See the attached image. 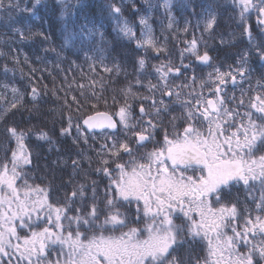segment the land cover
Returning <instances> with one entry per match:
<instances>
[{
	"label": "snow or ice",
	"instance_id": "obj_1",
	"mask_svg": "<svg viewBox=\"0 0 264 264\" xmlns=\"http://www.w3.org/2000/svg\"><path fill=\"white\" fill-rule=\"evenodd\" d=\"M232 2L240 9L241 23L246 25L249 15L255 13L257 24L264 26V0ZM40 3L41 0H35V5ZM57 3L62 6L63 19L68 15V0H57ZM162 4L170 14L172 0H162ZM17 6L13 0H8L7 6L5 0H0V9ZM109 8L117 21V31L135 39L134 27L122 18L121 8L115 5ZM173 20L171 17L169 28ZM139 22L144 30L142 38L136 41L137 46L153 48L158 53L163 51L157 46L148 20L141 17ZM215 24L216 15L209 11L205 31L210 32ZM16 31L23 38V33ZM87 34L89 37L98 34L103 39V33H94L92 29ZM245 34L255 44L250 26H245ZM73 38L74 34L70 33L65 44ZM186 51L203 64L211 62L207 51L200 54L195 37ZM257 51L264 59V51ZM145 63L143 58L139 59L141 71ZM246 65L245 54L235 69L223 72L216 68L208 74L207 81L199 83V90L192 77L193 83L183 85L189 89L187 95L191 99H188L169 86V75L179 74L180 67L174 68L170 62L161 64L155 68L159 86L149 82L147 89L152 95L139 97L149 101L150 106L148 111L141 104V121L133 120L127 101L114 114L95 110L83 118L82 124L87 130L112 133L106 137L108 142L101 145L98 153L101 166L96 169L109 181L104 190L102 219L95 181L91 182L89 210L81 213L77 208L75 215H69V211L75 202L83 203L87 199V185L78 184L64 204L55 205L49 201L50 188L29 183L30 176L25 169L32 164V153L25 144L27 136L16 127H9L7 133L16 147L10 159L0 163V264H189L187 256L181 260L177 253L197 243L202 245L205 255L192 264H264V91L249 97L247 104L243 91L240 98L227 99L225 92L229 83L235 87L248 78ZM181 67L188 66L181 62ZM111 70L105 68V71ZM206 86H209L208 95L203 92ZM4 87L9 89L8 85ZM78 87L84 95L85 86ZM257 87L264 89V83L257 81ZM9 90L14 99L0 111V119L16 109L22 100L19 89ZM124 91L126 95H137L131 87ZM156 92L161 96H175L184 109L181 129L175 123L170 133L162 127L169 106L163 99L155 98ZM32 95L33 98L38 95L36 88H32ZM91 95L100 99L94 87ZM72 99L79 105L75 96ZM232 102L236 107L228 106ZM241 106L246 109L243 113L239 110ZM143 117L149 119L143 120ZM176 119L172 117V121ZM118 124L129 138H136L134 146L128 139L115 135ZM72 127V118L68 117V127L61 129V135L71 134ZM158 129L164 132L162 141L155 140ZM76 130L81 133L80 124H76ZM38 139L49 137L41 132ZM84 141L87 142V137ZM148 144L154 145L151 150L139 151L147 149ZM124 156L128 159L124 160ZM110 163L114 167H109ZM72 164L74 169L80 167L79 161L74 160ZM240 184L250 194L260 192L255 216L247 209L246 215L241 216L235 203L228 205L222 200L224 193H230L233 186ZM251 198L257 199L254 194ZM122 207H134L135 221L141 226H130L128 213ZM54 252L59 255L50 259Z\"/></svg>",
	"mask_w": 264,
	"mask_h": 264
},
{
	"label": "trees",
	"instance_id": "obj_2",
	"mask_svg": "<svg viewBox=\"0 0 264 264\" xmlns=\"http://www.w3.org/2000/svg\"><path fill=\"white\" fill-rule=\"evenodd\" d=\"M13 2L18 6L0 9V52L4 53L0 55V94L3 95L0 111L14 99L9 90L11 87L19 89L22 100L16 109L0 119V163L10 159L16 147L7 129L14 126L24 131L27 136L25 144L32 153V164L25 169L30 176L29 183L50 188L51 203L62 205L78 184L87 185V199L83 203L75 202L69 215H75L77 208L81 213L89 210L91 182L95 181L102 219L104 190L109 182L96 169L101 166L98 157L101 145L108 142L106 137L112 133H89L82 127L83 118L95 110L114 114L127 101L133 120L141 121V104L148 111L150 106L149 101L139 97L152 95L147 89L149 82L160 84L156 67L169 62L174 68L180 67L179 74L169 75V86L191 99L187 95L189 89L183 85L193 83L192 77H195V88L199 90V83L207 81L209 73L216 68L223 72L235 69L246 54L249 71L245 75L248 78L235 87L229 83L225 89L226 99L230 96L240 98L243 91L247 104L249 97L264 91L257 87V81L264 83V62L257 51H264L263 31L257 24L255 13L249 15L246 25L241 23L240 9L232 0H172L170 14L165 11L162 0H68V15L63 19L62 6L57 0H41L39 5H35V0ZM7 4L8 0H5ZM109 5L121 8L122 18L134 27L135 39L124 37L117 31V21ZM209 11L216 15V24L210 32L204 28ZM141 17L148 20L157 46L163 51L158 53L153 48L137 46L136 41L142 38L144 30L139 22ZM171 17L174 20L169 28ZM245 26H250L255 44L245 34ZM17 29L23 33V38ZM88 29L103 33V39L98 34L89 37ZM70 33L74 38L65 44ZM194 37L200 54L207 51L212 58L210 64L198 63L196 56L187 55L188 43ZM141 58L146 62L143 71L138 64ZM181 62L188 67H181ZM106 67L112 70L105 71ZM137 80L141 83L137 84ZM237 80L240 81L239 76ZM78 85L85 86L84 95H81ZM92 87L100 99L91 95ZM128 87L137 95H126L124 90ZM32 88L37 89L36 98H33ZM208 89L209 86L204 88L205 95L209 94ZM73 96L79 100V105L73 101ZM155 98L163 99L169 106V113L163 116L162 127L170 133L172 123H175L177 129H181L184 126L181 119L184 109L175 96H161L156 92ZM228 106L232 108L236 104L232 102ZM239 110L243 113L246 109L241 106ZM68 117L73 122L71 134L61 135V129L68 127ZM172 117L177 119L172 121ZM147 119L149 117H143V120ZM76 124L81 125L82 134L77 132ZM41 132H46L49 139H38ZM115 135L122 140L128 139L134 146L136 138H129L122 128ZM163 135L164 132L158 129L155 140L162 141ZM84 137H87L86 143ZM153 146L148 144L147 149L140 148L139 151L151 150ZM74 160L79 161L78 169L73 167ZM109 167H114V164L110 163ZM253 194L256 200L251 198ZM259 196L258 190L250 194L243 185H235L230 193L223 194L222 200L228 205L235 203L241 216L246 215L245 209L255 216ZM121 210L128 213L130 226L138 225L134 208L122 207ZM238 223L242 224V221ZM177 255L181 260L187 256L189 264H192L193 260L203 258L205 253L202 245L197 243L181 248Z\"/></svg>",
	"mask_w": 264,
	"mask_h": 264
},
{
	"label": "rangeland",
	"instance_id": "obj_3",
	"mask_svg": "<svg viewBox=\"0 0 264 264\" xmlns=\"http://www.w3.org/2000/svg\"><path fill=\"white\" fill-rule=\"evenodd\" d=\"M260 27H261V29H262V31H263V34H264V26H261V25H259ZM187 55H192V54H187ZM197 62L199 63V60H197ZM117 120H118V117H117ZM240 185H242V184H240ZM134 208V207H133ZM128 217H129V215H128ZM43 226V225H42ZM136 227H139V226H141L140 224H138V225H135ZM124 231H126L127 229H123ZM23 234V233H22ZM118 234V233H117ZM243 250V249H242ZM59 255V253L58 252H54V253H52L51 255H50V259H54V258H56L57 256Z\"/></svg>",
	"mask_w": 264,
	"mask_h": 264
},
{
	"label": "water",
	"instance_id": "obj_4",
	"mask_svg": "<svg viewBox=\"0 0 264 264\" xmlns=\"http://www.w3.org/2000/svg\"><path fill=\"white\" fill-rule=\"evenodd\" d=\"M263 61H264V59H263ZM115 119V118H114ZM82 126L87 130V128H86V126H84L83 124H82ZM118 129H119V125H118V128H117V130H116V132L118 131ZM89 133H102V132H100L99 130H95L94 132H92V131H89V130H87ZM105 131H108V130H105ZM115 132V133H116Z\"/></svg>",
	"mask_w": 264,
	"mask_h": 264
}]
</instances>
